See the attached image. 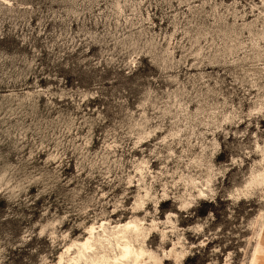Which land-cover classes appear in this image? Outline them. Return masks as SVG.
<instances>
[{"label":"clouds","instance_id":"obj_1","mask_svg":"<svg viewBox=\"0 0 264 264\" xmlns=\"http://www.w3.org/2000/svg\"><path fill=\"white\" fill-rule=\"evenodd\" d=\"M0 264H264V0H0Z\"/></svg>","mask_w":264,"mask_h":264}]
</instances>
